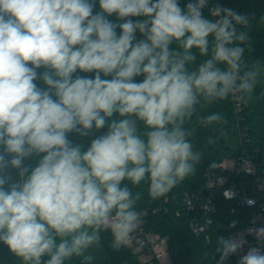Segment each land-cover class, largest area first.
<instances>
[{
    "label": "clouds",
    "instance_id": "1",
    "mask_svg": "<svg viewBox=\"0 0 264 264\" xmlns=\"http://www.w3.org/2000/svg\"><path fill=\"white\" fill-rule=\"evenodd\" d=\"M96 3L0 0V244L20 264H94L104 232L120 248L141 223L133 188L147 181L162 197L196 172L198 110L247 103L264 78V63L244 59L247 14L216 4L210 19L209 0H98L94 14ZM255 235L264 240V227ZM217 245V264L242 248L232 237ZM238 264H264V245Z\"/></svg>",
    "mask_w": 264,
    "mask_h": 264
},
{
    "label": "trees",
    "instance_id": "2",
    "mask_svg": "<svg viewBox=\"0 0 264 264\" xmlns=\"http://www.w3.org/2000/svg\"><path fill=\"white\" fill-rule=\"evenodd\" d=\"M188 2L189 0H180V6L184 8ZM216 4L233 8L251 17L250 27L247 29L251 50L246 49L244 59L249 66L257 60L264 63V21L261 19L264 18V0H209V4L203 9V14L212 19L209 9ZM98 11L100 8L97 0L94 14ZM108 18L114 23H122L117 20L115 14ZM117 31L119 34V29ZM136 35L137 39L142 38L139 33ZM42 71L44 69L38 70V72ZM78 74L94 76V73ZM101 77L106 78L103 74ZM135 79L139 82L143 77ZM36 83L41 88L46 87L42 81L38 80ZM211 113L222 114L224 123L206 128L200 126L197 116L203 117ZM197 116H194L188 125L196 130L195 135L190 139L194 150L202 155L201 161L196 165V172L162 197L150 196L147 181L133 188V192L141 194L136 207L138 211L145 212V227L168 238L172 264H217L220 258V254L216 252L217 239L233 238L236 232L243 230L248 224L249 210L238 205L235 200L225 198L222 192L224 187L219 185L217 180L229 173L223 163L227 160L237 162L244 150L254 154L258 150L256 175L264 177V78L247 103L229 97L204 105L198 110ZM115 118L114 115L111 119ZM102 130L103 133L106 132L107 127ZM69 139L73 144H80L84 148L90 143L88 137L75 133L69 134ZM24 163L26 166H35V161L31 158L26 159ZM10 172L13 179H17L16 170ZM187 195L192 198L193 209L187 206ZM210 199L216 206L215 212L204 208V204ZM208 219H211V222L202 234H196L192 230L193 220L206 224ZM233 222L236 223L232 224ZM134 248L125 244L118 249L113 248L111 233L104 232L100 248L93 252L94 264H144L134 252ZM239 258L240 256L237 255V259L234 260L230 256L225 264H238ZM0 264H20V262L6 246L0 244ZM72 264H78V261H73Z\"/></svg>",
    "mask_w": 264,
    "mask_h": 264
},
{
    "label": "built area",
    "instance_id": "3",
    "mask_svg": "<svg viewBox=\"0 0 264 264\" xmlns=\"http://www.w3.org/2000/svg\"><path fill=\"white\" fill-rule=\"evenodd\" d=\"M257 153L258 150H256V154L244 150L231 168L226 165L227 161H225L223 166L229 170V173L217 180V183L224 187L222 192L225 198L235 200L238 205L249 210L247 226L235 234L240 237L242 245L249 248L257 247L258 243L264 245V240L258 242L255 235L256 229L264 227V177L256 175ZM226 193L229 195H226ZM186 202L189 209L194 208L190 195H187ZM204 208L211 212L216 211V206L211 199L204 204ZM139 212L141 213V223L130 234L124 244L140 249L143 256V259L140 260L144 264L153 262L172 264L168 249V238L147 229L144 225L145 212ZM210 222L211 219H208L206 224L193 220L191 222L192 230L196 234H202ZM242 255L239 252V256Z\"/></svg>",
    "mask_w": 264,
    "mask_h": 264
},
{
    "label": "rangeland",
    "instance_id": "4",
    "mask_svg": "<svg viewBox=\"0 0 264 264\" xmlns=\"http://www.w3.org/2000/svg\"><path fill=\"white\" fill-rule=\"evenodd\" d=\"M102 134H103V130L102 129L98 130L95 133V135H102ZM233 164H234L233 160H227V164L226 165L228 167L231 168L233 166ZM233 238L240 240V237L238 235L233 236ZM248 249H249V247H245V246L242 245V248L240 249L241 254H244ZM134 252L137 253V256H138L139 259H143V256H142V253H141L140 249L134 248Z\"/></svg>",
    "mask_w": 264,
    "mask_h": 264
},
{
    "label": "water",
    "instance_id": "5",
    "mask_svg": "<svg viewBox=\"0 0 264 264\" xmlns=\"http://www.w3.org/2000/svg\"><path fill=\"white\" fill-rule=\"evenodd\" d=\"M232 259H237V255L236 254H233V255H230Z\"/></svg>",
    "mask_w": 264,
    "mask_h": 264
}]
</instances>
